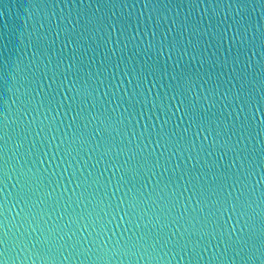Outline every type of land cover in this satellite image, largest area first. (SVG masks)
<instances>
[{
    "label": "water",
    "instance_id": "95a60500",
    "mask_svg": "<svg viewBox=\"0 0 264 264\" xmlns=\"http://www.w3.org/2000/svg\"><path fill=\"white\" fill-rule=\"evenodd\" d=\"M241 2H246V8H240ZM230 3L231 8L228 7ZM260 3L261 0H199V6L193 7L190 0H0V63L8 61L5 67L0 68V90L10 88L6 93L0 91V106L8 109L12 105L9 119L5 121L8 126L0 124V137L5 136V133L11 137H5L6 145L5 139H0V145L5 146L4 151L0 152V165L8 159L5 169L8 170L7 179L4 180L5 184L0 183V190L5 189L11 194L8 196L7 219L0 216V236L9 233V264H196L184 253L176 254L172 244L159 252L162 261L148 259L151 241L144 248L136 249L137 255L131 260L119 254L112 256L110 261L97 259L96 252L100 246L106 245L112 250L132 236L133 231L137 236L155 232L159 226L153 228L156 218L150 209H146L148 214L143 217L141 227L128 232H125L128 226L119 218L108 224L100 237H96L95 233L89 236L91 228L85 231L83 225H69V221L75 220L76 214L83 209V202L78 200L80 189L72 192L75 184L68 183L69 176L73 171L77 175L81 172L85 176L88 172L99 175L104 164L92 168L95 159H89L88 148L95 146L96 139L90 138V143L78 155L73 153L77 158L72 161V167L67 172H64L66 165L59 158H52L53 152L61 140L67 142L74 138V133L91 132L98 127L99 120L93 117L104 119V108L117 120L122 114L127 117L125 108L130 103L134 105L135 118L128 125V130L135 127L139 136L147 126L152 132L151 141L145 138L141 143L133 139L129 147L134 151L143 149L144 154H147L155 150L158 155L164 151L160 145L169 141L166 156L172 157L171 165L179 162L182 169L192 172L194 176L207 173L209 181L213 173L218 176L232 175L241 163L240 157H248L244 161L245 167L252 162L255 169L254 176L250 178L256 189L253 239L259 245V205L261 189H264V129L261 127V122H264V104L257 103L264 97V50L260 48L261 33L264 32V9ZM210 19L211 28L209 34L205 35ZM89 20L92 23H88ZM183 24L188 26V30L182 28ZM193 25H199V33L192 30ZM239 25L248 26V39L254 47L252 44L241 45L239 39H233ZM216 32L221 33L222 38L214 35ZM43 34L46 36L40 41L37 51L32 43ZM165 35L169 41L173 38L179 41L176 48H160L159 41ZM58 61L62 63L53 82L51 78ZM18 64L33 68L38 65V75L47 71V78L37 80V85H33L37 90L39 84L44 86L36 103L45 94L56 95V103L50 106L51 110L47 104L39 108L38 112L29 108L22 121L16 120L17 106L12 104L17 98V88L23 83L21 77L27 74L17 70ZM69 65L73 67L69 68ZM133 68L137 71L141 68L150 69L154 75L149 74L146 79L137 80L134 78L135 73L126 74ZM241 74L246 77L245 91L250 90L255 98L250 105H242L237 95L241 83L238 77ZM85 82L93 87L99 84L97 91L87 97L82 93L73 100L74 92L67 89L75 87L83 90ZM137 83H140L139 91L143 94L133 99ZM180 83H185V87L191 90L172 99ZM105 91L109 92L108 97H103ZM105 100L111 103H104ZM61 101L63 107L58 109L57 104ZM93 102L97 104L96 108L90 107ZM35 106L33 104L32 107ZM186 107L189 111L194 110L208 129V132L195 138L191 158H188L189 151H181L197 131L195 127L187 133L183 131L188 127L187 118L184 117ZM241 107L244 108L243 112L240 111ZM80 108L87 110L85 114L88 121H78L79 127H69L75 111ZM113 108H116L115 112L111 111ZM253 113L255 118L251 127L242 131L241 124L246 123V117L251 120ZM33 117L36 119L31 125L32 132L27 134L28 139L18 141L17 134ZM2 120L4 117L0 115ZM13 120L16 123H11ZM50 121L51 129L45 128L41 132V122L48 125ZM85 123L88 124L86 130L83 128ZM122 130L123 125L114 124L104 134L111 135L119 144ZM36 132H40L41 139H36ZM156 133L164 136L160 145L154 143L159 139ZM204 135L207 139H204ZM52 136L56 139H51ZM238 140L240 143L237 147ZM233 147L237 150L232 151ZM173 150L175 155H172ZM44 152H48V155L45 156ZM93 155L98 158L99 152ZM110 174L105 173V179ZM168 174H165V179ZM23 179L28 181L27 184L20 183ZM256 181L262 182L257 184ZM22 187L29 197L26 210H33L34 204L35 210L44 209L43 220L37 216L25 221V213L17 215L21 208L26 207L24 202L14 199ZM148 187L151 189L152 182H149ZM93 191L99 192V189ZM47 193H51V196H47ZM99 194L102 195V192ZM187 196L188 193H185V199ZM3 199V193H0V201ZM41 200L45 203H41ZM188 203L189 213L197 215L192 209L202 206L196 204L195 197ZM180 211L183 208H178L175 214L179 215ZM58 226L63 229L52 231ZM177 228L180 225H169L165 232L171 234ZM180 230L183 231L182 228ZM77 238L91 251L81 256H70V245ZM94 240L98 243H87ZM36 241L40 242L33 248L32 243ZM201 248L203 259L199 264H210L209 257L220 255L223 245L213 240L210 245L202 244ZM228 257L231 258L230 264H260L259 259L249 261L243 254L232 258L233 253L230 252ZM211 264H221V261H212ZM223 264H229V260L225 259Z\"/></svg>",
    "mask_w": 264,
    "mask_h": 264
},
{
    "label": "snow or ice",
    "instance_id": "6c2138e0",
    "mask_svg": "<svg viewBox=\"0 0 264 264\" xmlns=\"http://www.w3.org/2000/svg\"><path fill=\"white\" fill-rule=\"evenodd\" d=\"M193 7L199 6V0H190ZM235 2V0H234ZM231 3L228 5L231 8ZM54 7V5H53ZM260 7L264 9V0H261ZM47 4H45V9ZM240 8H246V2L240 3ZM62 23V20L60 21ZM88 23H92L91 20ZM43 27V25H41ZM229 27H231L229 25ZM59 28V23L57 24ZM184 30H188L186 24L182 25ZM211 28V19L209 21V26L205 30L204 34L208 35ZM192 30L199 33V25H193ZM169 32L171 29L168 30ZM226 31V30H225ZM248 26L239 25L234 33L233 39H239L241 45L252 44V41L248 39ZM59 35V32H57ZM155 32H153V37L155 38ZM214 35L221 36L219 32L214 33ZM46 36L43 34L38 36L36 40L32 43L37 51H39L40 41ZM261 43L260 48L264 50V32L261 33ZM69 40L71 38L69 37ZM179 41L173 38L172 41L168 40V36L165 35L160 41V48L168 47L170 50L177 47ZM35 56V53H34ZM195 59V56L193 57ZM8 61H3L0 63V68L5 67ZM31 63V62H30ZM62 61H58L56 64V69L53 70L52 80H56V71L59 69ZM22 64V62H21ZM21 64L17 65V70L21 73H27L22 75L21 87L17 88V98L12 101L13 105L17 106V115L16 120H23V116L27 114L29 108L32 111H39V108L44 107L46 104L50 106L56 103V95L51 93L43 95L39 102L36 103L37 96H40L43 92L44 86L39 84V90L33 85H37V80L47 78V71L38 73V65L35 68L24 66ZM47 67V66H46ZM73 65H69V68H72ZM264 67V66H262ZM135 73L134 78L137 80L146 79L147 75L153 74L152 70L141 68L137 71L135 68L127 72V75H132ZM5 75L7 73L5 72ZM240 90L237 93L238 98H241L242 105H250L255 99L251 91L246 89V77L241 74L239 77ZM67 79V77H65ZM9 83V82H8ZM61 82V86H62ZM86 87L83 90L75 89V87L67 89L69 92H74L72 99L75 100L76 96L81 95L82 93L87 96H92L98 89L99 84L93 87L92 84L87 82ZM102 84L103 81H100ZM131 83V81H129ZM51 87V85H48ZM137 91L133 93V99L135 97L141 96L143 93L139 91L140 83L136 85ZM190 87H185V83H180L177 86V90L172 99H175L176 96H183L186 91H190ZM6 93L10 91L9 87H5L0 90ZM264 91V87H262ZM109 92L105 91L103 97H108ZM123 99V98H121ZM147 99V97H145ZM183 100L180 101L183 104ZM104 103H111V101L105 100ZM257 103L264 104V97L261 98ZM33 104H36L35 107H32ZM63 107V102L61 101L57 104V108ZM70 107V106H69ZM91 108H96L97 104L93 102L90 106ZM119 107V105H117ZM12 105H9L8 109L0 106V115L4 117V120L0 121V124H5V121H8L9 115L11 113ZM259 110V109H258ZM86 109L80 108L75 111V115L72 117V123L69 127L73 125H78V121H88V117L85 114ZM104 119L99 117H93V119L99 120V126L92 129L91 132H77L74 133V138L68 140H61L56 146V151L53 152L52 158L55 160L59 158L60 162L66 167L64 172L68 171V168L72 167V161L76 160L77 156H74L73 153L79 154L83 151L86 144L90 143L91 139H96L97 142L95 146L88 148L89 159H95V163L92 164V168H96L97 165L103 163L104 168L100 170L99 175H96L93 172H88L85 176L83 172L77 175L76 171H73L69 176L68 183H74L75 188L72 189V192L75 193L76 189H80L78 200L83 202V209L76 214L75 220H70L69 225L78 224L83 225L85 231L89 228L92 229V232H89V236L92 233L96 234V237H100L101 233L104 232L108 224L112 223L114 220L119 218L123 221L128 227L125 228V232H128L130 229H139L143 221V217L148 214L146 209H150L152 215L156 218V224L153 225L155 229L158 225V229L153 232L141 233L137 236L136 232L133 231L132 236H129L128 239L123 244H118L114 249L110 250L106 245L98 247L96 252L97 259L110 261L112 256L121 255L124 257L132 258L136 257V249H141L145 247V244L148 241L151 243L148 245L151 247V253L148 255V259L152 261H162L163 257L159 255V252L163 251L164 247H167L169 244H172L176 250V254L184 253L185 255L191 257L193 261H196V264H199V261L203 259L202 244L207 243L211 244L213 240L219 241V244L223 245V249L220 255L213 254L209 257V262L219 260L221 264L225 259L230 260L228 253H233V257L240 256L243 254V257H246L249 261H254L256 259L260 260V264H264V189H261L260 196V233H259V245H257L253 239L255 235V207L256 200L255 196V185L251 183L250 178L254 176L255 169L252 162L248 163V166L245 167L244 161L248 160V157H240L241 163L237 167V171L232 175H217L213 173V178L211 181L207 179V173L202 175H193L192 172L182 169L180 163L177 162L175 165H171V156H166L168 151L169 141H165L163 145H160V141L164 140V136L161 133H156L159 137L154 143L160 145L164 148V151H161L158 155L153 152L144 154V150L141 149L140 152L134 151L129 147L133 143V139L139 140L141 143L143 139H148L151 141L152 132L148 130L147 126L144 130L137 136L135 127H132V130H128V125L131 124L132 119L135 118V108L133 104H129L125 108V112L128 113V116L125 117L123 114L117 120L114 118L107 108H104ZM112 112L116 111V108L111 110ZM241 112L244 111V108L241 107ZM184 117L187 118L188 127L184 128V132L187 133L190 128L195 127L197 131L193 133V139L187 143V146L181 151H189V157L191 158V151L195 149V138L200 137L202 134L208 132V129L205 127L203 119L193 110L189 111L188 108H185ZM239 117H237L238 119ZM255 113L252 114V119L249 120L245 118L246 123L241 124V130L251 127V124L254 122ZM35 117L32 120L28 121L27 125L17 134L18 141H23L28 139V135L32 132L31 125L35 123ZM47 119V116H45ZM183 119V117H182ZM16 120L11 121V123H16ZM55 120V118H53ZM125 121L128 123L126 124ZM91 121H89L90 123ZM167 121H165V124ZM114 124L123 125V130L120 133L121 141L116 143L115 138L111 135H105L109 128H112ZM8 125L5 124V127ZM41 132L45 128L51 129L52 122L50 121L48 125H44L41 122L39 126ZM88 124H83V128L86 130ZM261 127L264 129V122H261ZM11 138L9 133H5V136L0 137V139ZM35 137L41 139L40 132L35 133ZM51 139H56L55 136H52ZM204 139H207V136L204 135ZM241 139L243 136L241 135ZM44 142V137L42 138ZM126 142V143H125ZM7 139H5V145ZM240 141H237V147ZM18 146V145H17ZM33 146H35V141H33ZM4 145H0V152L4 151ZM61 147L63 150L61 151ZM103 149V151H101ZM236 151V147L231 149ZM99 152V157L96 158L93 154ZM59 153V156H57ZM32 153H30L31 155ZM44 155L47 156L48 152H44ZM172 155H175V150H173ZM123 156V160L121 157ZM37 158H39L37 154ZM235 163V161L233 162ZM8 164V159H5L3 164L0 165V183H4V180L7 179L8 170L6 166ZM60 165H58L59 167ZM111 173L107 175L105 179V173ZM170 173V174H168ZM165 174H168L167 179H165ZM24 174L22 173V176ZM183 181V184L181 182ZM195 181V182H194ZM27 180L20 182L22 185L27 184ZM149 182H152V187L149 189ZM262 181H256V183H261ZM91 189V190H90ZM94 189H99V192L93 191ZM182 189V190H181ZM67 191V189H66ZM102 192V195L99 193ZM0 193H3L4 199L0 201V216H3L7 219L6 212L8 206V196L11 195L7 191L0 190ZM185 193H188L187 198L185 199ZM47 196H51V193H47ZM63 195V194H61ZM196 198V204L201 205L200 208H193L192 211L197 212V215L193 216L189 213V201L193 198ZM17 201L24 202L26 207L21 208L20 212L17 213L19 216L21 213H25L23 219L25 221H30V219H35L37 216L43 220L44 218V209H36L34 204L33 210H26L27 201L29 199L28 194L24 191L23 187L19 192L16 193L14 197ZM45 203L44 200L40 201ZM59 201H56L58 203ZM178 208H183V211L179 212V215H176L175 212ZM183 221V224H181ZM231 222V225H230ZM243 222V223H242ZM3 223V221H2ZM151 223V221H149ZM69 225H64L63 227H68ZM169 225H180V228H177L175 232H165V229H168ZM187 225V226H185ZM198 225V227H197ZM147 227V225H144ZM63 227L57 229H52V231L62 230ZM75 235V233H73ZM136 239H133V237ZM40 241L32 243V247L36 248L37 244ZM87 243H98L97 241H91ZM9 246L10 239L9 233L5 232L3 236H0V264H9L11 257L9 256ZM72 252L69 253L70 256H81L85 255L86 252L91 251V248H85L84 242L80 238L75 239L70 245ZM39 255V254H37Z\"/></svg>",
    "mask_w": 264,
    "mask_h": 264
}]
</instances>
